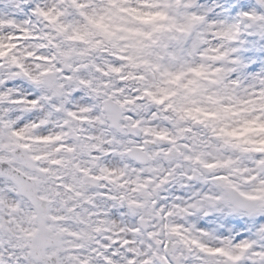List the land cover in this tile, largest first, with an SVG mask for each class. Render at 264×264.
Wrapping results in <instances>:
<instances>
[{
  "label": "snow or ice",
  "instance_id": "snow-or-ice-1",
  "mask_svg": "<svg viewBox=\"0 0 264 264\" xmlns=\"http://www.w3.org/2000/svg\"><path fill=\"white\" fill-rule=\"evenodd\" d=\"M161 2L152 0L150 6ZM89 3L0 0V264H264V136L253 139L248 135L264 132V22L243 42L232 37L225 23L227 16L241 12L251 16V9H264L256 0H227L226 4L221 0L212 15L202 17L206 26L201 32H194L190 24L179 28L153 24L151 31H145L127 27L130 21L123 14L147 24L156 18L169 19L167 13L137 15L140 8L132 7L131 0H104L100 9L89 13ZM61 4L101 29L110 42L124 37L110 30L106 20L117 31L140 36L133 51L151 54L156 61L167 57L176 62L178 70L164 73L176 81L191 74L192 91L205 100L196 109L203 113L198 122L251 166H239V161L229 158L207 162L201 157L208 142L193 136L191 144L177 146L174 136L142 124L119 100L106 99L102 115L94 119L88 115L91 109L82 104L67 109L63 104L51 105L52 96L69 95L61 80L72 79L63 66L71 53L54 39V34L68 31L61 20L68 13ZM73 30L77 35L69 39L84 40L78 26ZM48 48L53 51H44ZM30 62H35V72ZM112 71L122 69L113 67ZM76 84L90 87L86 79ZM80 96L75 91L71 98ZM61 110L63 117L53 119ZM187 114L193 116L191 110ZM152 118L158 117L153 114ZM95 124L108 127L100 136L86 135L82 126ZM52 126L57 130L48 131ZM130 129H139V134L151 138L149 142L171 146L153 153L137 143L134 158L141 163L162 158L177 160V166L183 167L182 159L197 162L208 172L231 171L207 178L188 170L181 173L186 181L181 187L186 189H193V182L216 184L218 190L206 200L197 199L199 194L193 189L188 195L181 192L158 200L147 193L146 204H141L133 194L147 185L129 189L139 178L123 179L124 171L110 163L114 157L133 155V149L121 150L116 138H106L109 132L127 134ZM81 151L88 155L84 163L79 162ZM149 171L155 173L157 190L175 182L176 168L155 166ZM190 171L198 173L195 168ZM93 188L98 190L90 191ZM58 203L67 214L56 207ZM82 204L89 208L76 212ZM146 206L151 211L136 219L137 210ZM212 211H227L230 218L212 216ZM199 214L207 217L199 224L171 222L174 216L198 219ZM70 220L81 226L79 230L68 227ZM149 228L152 231L146 232ZM161 230L176 239L161 242Z\"/></svg>",
  "mask_w": 264,
  "mask_h": 264
},
{
  "label": "clouds",
  "instance_id": "clouds-1",
  "mask_svg": "<svg viewBox=\"0 0 264 264\" xmlns=\"http://www.w3.org/2000/svg\"><path fill=\"white\" fill-rule=\"evenodd\" d=\"M220 2L221 0H187V2L186 0H162L158 7H152L150 6L152 0H139V2L138 0H131L132 7L140 8V13L137 15L145 13L155 15L156 12L162 11L167 13L169 19L161 20L156 18L155 21L146 24L141 20L128 16L127 13L123 15L130 21L127 24L129 28L151 31L153 24L172 25L175 28L190 24L194 32H201L206 26L202 17L212 15L220 7ZM222 2L226 4L227 0H222ZM103 3L104 0H90L88 12L91 13L100 9ZM256 4L260 9H264V0H256ZM60 6L64 7L65 12L68 13L66 16L61 17L62 22L68 25V31L64 34H54V39L63 50L71 53L63 66L65 72L72 79L61 80L62 86L69 95L65 97L52 96L51 105L59 106L63 104L64 108L67 109L76 104H82L91 109L88 115L94 119L102 115L106 99L119 100L124 102L126 112H131L142 124L147 122L151 126L174 136L177 146L191 144L193 136H198L201 141L208 142V146L202 149L205 155L201 159L212 162L217 158H229L239 161V166H251L248 164L246 158L241 157L239 153L226 149L219 140L212 136L204 125L198 122L197 118L203 119V113L196 112V109L204 106L205 100L199 93L192 91V88L195 86L188 83L189 79L192 78L191 74L186 75L180 81H176L174 77L164 74L165 72L178 70L176 62L167 57H162L156 61L151 54L141 55L133 51L136 48L137 42L141 40V37L134 32L117 31L112 26V22L106 20L105 24L109 25L110 30L116 31L118 37H124V39H119L116 43L110 42L105 38L101 29L94 28L82 17L73 14L72 10L64 4ZM251 12V16H245L241 12L234 16L225 17V23L231 29L233 38L241 42L246 41L248 36L255 32L256 25L264 22V11H257L256 8H253ZM74 26H78L79 32L84 34V40L69 39V37H76L77 35L73 30ZM174 34L166 33L169 36ZM226 42L227 40L222 41V44ZM122 48L127 49V51H120ZM37 51L40 50L37 49ZM44 51L51 52L53 49L48 48ZM122 57L129 58L122 59ZM153 63H159L160 67H153ZM97 66L101 69L100 71L97 70ZM29 67L34 72L37 70L35 62H30ZM113 67H119L122 71L119 73L113 72ZM61 77H63V73H61ZM79 79L88 80L90 87L78 88L76 81ZM93 88L100 89V92H93ZM75 91H80L81 96L76 100H72L71 97L75 95ZM188 110L192 111L193 116H188ZM153 114H156L158 118L154 120L152 118ZM63 115L64 112L61 110L56 113L53 119H61ZM82 127L86 129V135L100 136L108 126L107 124H95L92 126L83 125ZM56 130L55 126L48 129L50 132ZM40 134H44L43 131ZM248 135L253 139H259L261 136H264V132L259 133V135L257 133H249ZM113 137L120 142L118 147L121 150L125 147L133 149V155L126 154L118 159L114 157L110 163L112 166L124 171L125 175L123 179L137 181V178H139L137 183L128 185L129 189L137 188L138 185H147V187H140L133 194L134 198L139 200L141 204H146L148 199L147 193L152 194L151 198L153 200H158L164 195L171 197L181 192L188 195L193 189L199 194L197 199L206 200L218 190L216 184L211 180L208 183L193 182V189H186L181 187L182 184L186 183L182 179L181 173L188 170L189 174H198L207 178L214 175H226L231 171L229 168H222L216 172H208L199 163L185 162L182 159L179 160V163L184 165L183 167L177 166V160L169 162L162 158L141 163L134 158L137 143H143L145 150L153 153H162L169 150L171 146L158 142H149L151 138L139 134V129H130L127 134L113 131L109 132L106 136L107 139ZM106 147H112V145H106ZM181 150L185 151L187 155H194L183 148ZM87 160V153L81 151L79 153V162L84 163ZM155 166L176 168L175 182L169 183L164 189L157 190L155 188L157 182L155 173L149 171V168ZM193 168L197 169L198 173L191 172L190 170ZM97 190L93 188L90 191L94 192ZM169 203H171V200H169ZM56 207L60 208L62 214H67L64 212L63 205L58 203ZM88 208L89 205L82 204L75 211L84 212ZM150 211V206L140 208L137 210L135 218L138 219L140 215L148 214ZM210 214L216 217L222 215L223 219L230 218V214L227 211H224L222 214L212 211ZM206 219L207 217L203 214H199L198 219L174 216L171 222L179 225H191L199 224L200 221ZM68 227L73 230H79L81 226L77 225L74 220H70ZM145 231H152V229H145ZM212 231H215V229H212ZM65 239L72 241L71 236H66ZM158 239L161 242H165L176 238L169 236L166 231L161 230ZM157 250L160 251L161 256L164 254L159 249V246H157ZM156 259L159 260V257H156Z\"/></svg>",
  "mask_w": 264,
  "mask_h": 264
}]
</instances>
